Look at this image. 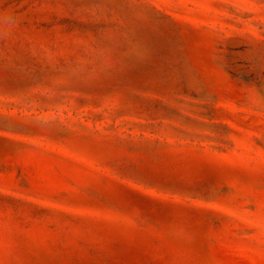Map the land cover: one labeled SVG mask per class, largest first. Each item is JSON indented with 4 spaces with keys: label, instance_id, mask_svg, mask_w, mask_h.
<instances>
[{
    "label": "rangeland",
    "instance_id": "374dc122",
    "mask_svg": "<svg viewBox=\"0 0 264 264\" xmlns=\"http://www.w3.org/2000/svg\"><path fill=\"white\" fill-rule=\"evenodd\" d=\"M0 264H264V0H0Z\"/></svg>",
    "mask_w": 264,
    "mask_h": 264
}]
</instances>
